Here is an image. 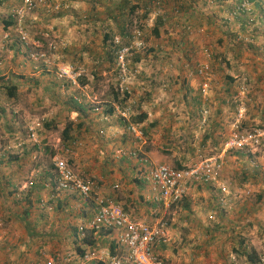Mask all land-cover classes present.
<instances>
[{"label":"rangeland","instance_id":"374dc122","mask_svg":"<svg viewBox=\"0 0 264 264\" xmlns=\"http://www.w3.org/2000/svg\"><path fill=\"white\" fill-rule=\"evenodd\" d=\"M129 1L130 3L128 0H34L37 4L34 8L20 9V0L11 8L8 6L7 12L0 15V24L2 18L11 15L16 25L14 24L10 31H0V66L5 55L12 53L13 57L15 56L10 42L12 37L17 38L24 58L32 65L36 64L38 69L40 65L52 66L57 81L62 83V87L55 88L58 92L55 96L72 103L71 98L78 94L82 101H87L86 109L96 102L107 110L106 105H111L110 101L122 105V99H125L126 95L118 90L119 81L114 61V50L117 46L110 43L112 36H121L119 44L128 43L137 47L134 48L132 53L135 54L128 63L134 77H128L124 86L127 89L130 87L131 92L128 95L139 101V105H134L136 113L144 112L147 115L142 124L144 143H138L136 148L143 151L144 147L153 145L158 155L164 159L162 163L177 168L195 166L200 159L213 155H219L226 163L220 165L219 175L213 182H188L181 202L167 207L170 209L168 219H173L172 213H175L176 217L185 213L186 217L196 222L201 232L206 227L213 230L200 235V244H196L199 248L195 249L200 257L199 261L209 259L211 252L216 256L218 251H226V256L232 255L230 252L234 254L235 249L240 248L239 240L242 238L245 244L255 246L254 254L264 258V198L261 201L256 198L259 185H255L257 179H264V136L255 149L249 145L224 151L223 147L224 141L234 135L264 131V121L259 124L251 118L249 121L245 120L247 102L251 101L248 105L255 106L252 103V90L249 91L255 82L250 79L260 75L256 70L258 64L250 62L254 60L251 54L260 51L257 47L251 49L247 44L254 43L264 53V13H250L246 17L249 27L243 32L240 23L245 17L244 13L235 16L231 13L236 0ZM122 2L127 3V10L130 5L136 7L126 18L119 16L115 28L106 31L100 29L101 26L97 24L94 28L93 22L104 19L103 15L112 19V14ZM33 13L43 18L38 22L39 26L34 27L28 23ZM121 20L125 21L127 29L124 26L121 28ZM157 21H162V26L159 27L160 36L155 37L152 27ZM26 27L32 30L29 32L25 30ZM42 27L46 30L40 31ZM80 29L84 30L83 38L78 34ZM103 31L112 35L106 42L103 39ZM41 33L54 46L52 51L46 48L33 49L34 52L46 54L43 59H34L25 49L22 39L29 41ZM241 36L242 39H239ZM256 36L259 40L255 39ZM233 50L234 53L236 50L240 51V56L235 60L229 56ZM187 53L188 56L192 55L193 61L207 67L202 74L193 71V68L198 67L196 64L189 68ZM62 64L75 69L80 67V81L77 78L79 88L57 76V66ZM18 78L20 87L17 89L29 90L36 97V114L49 115L51 105H57H49L50 99L45 95V90L42 87L34 88L36 85L24 89L23 87L28 85L27 80L22 76ZM44 78L48 82L51 81L49 73L41 74L38 79L43 81ZM7 91V87L3 86L0 92L4 94ZM263 101L264 97L261 96L257 104L258 109L264 110ZM5 104V101H0V107H5ZM49 120L51 119L39 118L38 133L44 125L49 126ZM119 121V131L124 130L123 122L117 116L112 118L110 123L118 124ZM55 130L48 131V141L46 135L44 136L43 142L46 146L50 145L51 149L45 148L38 160H46L53 147L55 150L61 148L62 133L56 127ZM65 151L70 152L67 149ZM206 186L212 187L211 193L214 195L204 191ZM259 189L264 192L263 187L260 186ZM55 204L49 202L44 208L51 211L52 207L55 211ZM44 208H40L39 213H42ZM206 217L210 219L208 223ZM178 228L182 232L181 226L178 225ZM179 237L180 234L178 240ZM182 237L180 240L184 246L178 247L177 250L191 256L193 250L185 240L183 232ZM193 239L197 241L196 236ZM224 240L227 247L222 248L220 245ZM233 244L235 246L231 249ZM73 247L71 246V249ZM40 255L38 257H41ZM54 258L58 264H62L59 257ZM235 262L230 260L228 264Z\"/></svg>","mask_w":264,"mask_h":264},{"label":"crops","instance_id":"0c3cea01","mask_svg":"<svg viewBox=\"0 0 264 264\" xmlns=\"http://www.w3.org/2000/svg\"><path fill=\"white\" fill-rule=\"evenodd\" d=\"M19 1L6 0V3L0 1V15L7 12L8 6L11 8ZM236 1L239 2L240 0ZM250 2V13H253L252 15L264 13V0H251ZM112 15L114 16V14ZM30 17L28 23L34 27L39 26L40 23L38 24V22L43 19L34 13ZM103 17L104 19L93 22L94 28H96V24L101 26L100 29L106 31L115 28L116 21L112 20L113 18L111 19L108 15H103ZM246 19L244 17L240 23L243 32L249 27ZM1 23L0 31L2 32L10 31L13 28V21L10 16L6 15L2 18ZM43 28L40 31L46 30ZM68 28L66 27V29ZM78 34L83 38L84 30L80 29ZM105 35L106 33L103 31L104 42L112 36L109 33L105 40ZM262 37H264V34ZM255 39L259 40V37L256 36ZM260 40L263 39L260 38ZM256 42L258 44V41ZM10 45L11 49L15 51V56L13 57L12 53L5 55L0 66V91L3 86L15 88L14 91L12 90L11 94L13 95L10 97L4 96L0 92V95L2 94L0 101L3 100L7 103L5 107H0V264L4 261H7V264H34L40 254L59 257L62 264H101L106 262L108 257L123 253L122 247L117 244L115 230L101 229L93 231L88 229L91 220L90 209L79 200L77 195L54 194L50 189L43 187L42 182L49 176L47 170L49 169L50 159H48V156L46 160L40 158V160H37L34 159V156H38L41 149H50L43 142L44 136L46 135V139L49 136L48 131H56V127L62 133L63 128L68 123H71V136L65 141L61 139V148L57 150L59 156L67 158L78 172L93 177L98 182L96 191L100 195L114 198L130 218L147 223H153L161 217L168 220V226L164 231V241H159L155 245V252L164 264H228L230 260L233 262L238 260L234 264L258 263L249 262L246 253L239 251L240 248L241 250L244 249L242 247L245 243L241 245L242 247L237 248L234 254L230 252L232 255L226 256V251L222 250L224 252L218 251L217 256L211 252L209 259L199 261L200 257H198L195 249L200 244V235L210 233L213 230L206 227L201 232L196 222L186 217L185 213L177 215V217L180 216L179 220L175 213H172L174 217L171 221L168 219V210L170 209L159 203L157 190L147 176H144L137 160L121 157L119 149L132 150L137 145L132 135L124 130L119 131L121 122L113 124L109 121L103 127L104 135L98 134L96 130L103 124L97 123V116L94 113L90 114L89 109H86L87 101H82L78 94L71 98L72 103L59 99L55 96L58 93L55 88L62 87V83L57 81L52 66L41 67L40 65L38 69L35 67L36 64L32 65L27 58H24L25 55L17 38L12 37ZM247 46L251 49L257 47L260 51L251 54L254 60L250 61L258 64L259 67L256 70L260 75L250 79V81L255 82L249 88V91L252 90V103L255 106L248 105L251 101L247 102V106L245 105V109L247 108L245 120L249 121L251 118L252 121L260 124L261 121H264V110L258 109L257 104L260 102L261 96L264 97V53L254 43H248ZM234 51L229 56L235 60L240 56V51L236 50L235 53ZM9 56L11 57L10 60L8 59ZM101 58L105 59V57ZM226 58L229 59L228 56ZM48 73L50 74V82L46 78L43 81L38 79L41 74ZM20 76L24 77L28 83L27 86L23 87L24 89L31 88L34 85H36L34 88L42 87L45 90V95L50 99L49 101L44 99V101L50 102L49 105H57L56 107L51 105L49 115H46L48 117L36 114L37 101L32 92L29 90L22 91V88L17 89L20 87L18 85L20 82L18 77ZM40 83L41 85H38ZM182 86L185 87V85ZM188 90L191 91L190 87H188ZM80 91L83 93V89ZM24 98H26L25 101H23ZM74 101H77L82 107L78 108ZM111 102L114 101L109 103L111 104ZM31 105H34V107H31ZM109 108H112V105H106V112L110 114ZM255 112L257 113L254 114ZM114 117L115 115L111 119ZM39 118H50L52 121L49 120V126L44 125L41 128L42 131L38 133ZM75 139H77L76 143L71 145ZM51 145L55 146L53 143ZM65 148H68L70 152H66ZM154 148L153 145L147 146L143 148L142 152L149 156L153 162H164V159L158 155ZM140 149H138L139 153ZM54 152L53 150L51 155ZM223 165H226L224 161ZM262 184H264V179H257L255 185L264 188ZM259 187L256 198L261 201L264 198V192L260 191L262 189H259ZM211 189L212 187L206 186L204 191L214 195L211 193ZM49 202L56 203L54 205L57 206L55 211L52 210V207L51 211L44 208ZM40 208H44L41 211L42 213H39ZM225 209L228 208L225 207ZM184 214L185 216H183ZM209 220L206 217V223ZM178 221L180 222L178 223ZM178 225L181 226L188 245L192 247L193 253L191 256L189 253L186 255L181 250H177L178 247L184 246L180 240V237H183ZM82 229L85 230L86 239L79 240L78 235ZM178 234H180L179 240ZM194 236H196L197 241H194ZM224 241L226 242V240ZM224 241L220 245L222 248L227 247V242L224 243ZM183 243L185 244V242ZM202 244L204 246L203 242ZM71 246H74L73 249H71ZM234 246L233 244L231 249ZM249 248L253 252L256 249L254 245L246 243L244 251Z\"/></svg>","mask_w":264,"mask_h":264},{"label":"built area","instance_id":"2783aa9c","mask_svg":"<svg viewBox=\"0 0 264 264\" xmlns=\"http://www.w3.org/2000/svg\"><path fill=\"white\" fill-rule=\"evenodd\" d=\"M217 2L218 0H214ZM233 6L232 15L248 12L249 1L241 0ZM233 3V4H234ZM37 4L34 0H22L20 9H31ZM20 31H22L20 29ZM243 37V36H242ZM241 38V37H240ZM239 38V39H240ZM115 43L118 47L115 49V62L119 71V90L122 92L128 81L129 69L128 63L130 58L135 54L132 53L135 47L132 44H119L120 38L115 37ZM54 45H52L53 48ZM34 59H43L44 53H31ZM207 68L199 64L196 73L202 74ZM57 76L63 81H70L76 84V78L81 73L79 68L75 69L69 65H58ZM134 102L114 104L117 117L126 120L130 115L135 113ZM101 108L96 106L95 111ZM103 120L107 119L104 114ZM126 133L132 135L134 142L144 143V132L142 126L138 123L128 122L125 126ZM103 134V128L98 129ZM264 131L260 133L246 132L245 134L234 135L223 143L224 151L239 148L259 146ZM255 149V148H254ZM68 150V149H67ZM133 158H137L140 166L146 169L148 179L153 183L158 191V201L167 207L171 204L178 203L185 194V185L192 181H203L205 183L213 182L219 175L220 165L223 160L218 155L200 159L195 166L173 167L165 163H152L148 158L139 156L135 151L131 153ZM221 159V160H220ZM52 165L49 167L50 177L43 184L45 189H52L69 193H76L82 203L88 206L91 213L89 228L94 231L100 229H111L116 231L117 244L122 247L123 253L114 254L107 258L105 264H164L159 255L155 252V245L159 241H164L165 229L168 226V220L161 217L153 223L138 221L130 218L123 210L122 206L108 196H99L92 191L97 188V184L86 174L76 173L70 166L68 159L58 154L52 157ZM144 172L145 170H141ZM84 230H80V235L84 236ZM90 256V255H89ZM34 264H58L54 257H46L35 261ZM259 264H264V258H260Z\"/></svg>","mask_w":264,"mask_h":264},{"label":"clouds","instance_id":"9594fccd","mask_svg":"<svg viewBox=\"0 0 264 264\" xmlns=\"http://www.w3.org/2000/svg\"><path fill=\"white\" fill-rule=\"evenodd\" d=\"M1 2H5L6 0H0ZM249 1V0H248ZM236 2H238V1H236ZM6 3V2H5ZM239 3V2H238ZM249 4H251V2L249 1ZM19 7V6H18ZM250 11H251V8L248 10V12H244V15H245V17H247V16H249V14H250ZM10 18L12 19V17H11V15H10ZM12 21H13V25L15 24L16 25V23H15V21L12 19ZM21 30H23V29H21ZM25 30H27V31H31L32 29H29L28 27H26L25 28ZM38 36H40V38H38ZM115 37H119L120 38V40H121V36H117V35H114V36H112V39H111V41H112V44L114 45V46H117L118 47V44L117 43H115ZM36 38V39H35ZM35 38L34 39H30L29 41H25L24 39H22L23 41V44H24V47H25V49H27L29 52H30V56H31V53H43V52H34V51H32L33 49H41V48H46V49H48L49 51H52V43H49L46 39H45V37H44V35H43V33H41V34H39V35H37V36H35ZM240 39H242V36H241V38ZM117 44V45H116ZM126 44H128V43H126ZM237 44V43H236ZM45 46V47H44ZM116 47V48H117ZM115 48V49H116ZM114 50V49H113ZM115 51V50H114ZM45 54V53H44ZM45 57H46V54H45ZM44 57V58H45ZM46 61V59L44 60V62ZM114 61H115V54H114ZM130 61V60H129ZM115 65H116V62H115ZM80 68V67H79ZM116 69H117V67H116ZM128 69H129V75H128V77H130L131 79L134 77V74L130 71V67H128ZM118 74H119V71H118V69H117V78H118ZM77 78H78V76H77ZM77 78H76V84H72V85H76L78 88H79V84L77 83ZM78 80L80 81V79L78 78ZM118 81H119V79H118ZM67 82H70V81H67ZM119 83V82H118ZM82 85H84V82H82ZM126 85V84H125ZM125 85H123V86H125ZM118 86H119V84H118ZM118 90H119V87H118ZM119 92H121L120 90H119ZM131 91H130V87L127 89L126 87H124V90L122 91V93H126V95H125V98L127 97L128 98V101L129 102H131V101H133L134 103H139L138 101H136V99L135 100H132V99H134V98H131L129 95H128V93H130ZM122 101H124V99H122ZM96 103V102H95ZM124 103V102H123ZM94 104V103H93ZM114 104H115V102H111V105H112V112L109 114V113H107L106 111L107 110H105L101 105H99L98 103H96V104H94V105H92L91 107H89L88 109H89V111H90V113L92 114V113H94L97 117H96V119H97V123H102L103 124V126H101L102 128L103 127H105V125H106V123H108L110 120H111V117L112 116H118L117 114H116V111H115V106H114ZM96 106H99L101 109L99 110V111H95L94 110V108L96 107ZM104 114L105 115H107V119L106 120H103V116H104ZM136 114H138V113H136V110H135V113H134V115H136ZM129 118H130V116H129ZM129 118L128 119H126V120H129ZM120 119V118H119ZM124 121H125V119L123 120V125H124V131H125V124H124ZM141 126H142V122H140L139 123ZM98 126V125H97ZM98 129H100V128H98ZM98 129L96 130L97 132H98ZM260 129V128H259ZM144 132V131H143ZM98 134H100L99 132H98ZM100 135H104V128H103V134H100ZM60 139H62V138H60ZM63 140V139H62ZM76 141H77V139H75V140H73L72 141V143H71V145H74L75 143H76ZM60 142H61V140H60ZM138 144V143H137ZM48 146V145H47ZM50 146V145H49ZM48 146V147H49ZM50 149H51V147H50ZM65 149H68V148H65ZM138 149L139 148H133L132 150L130 149V150H128V149H119L120 150V154H121V157H123V158H125V159H130V160H137V162L139 163V167H140V169L141 170H145L143 173H144V176H147L146 175V169L145 168H142L140 165V162H139V160L137 159V158H133L132 156H131V153L132 152H136V153H138L139 154V156H144V157H146V158H148L152 163H162V162H153L151 159H150V157L149 156H147L145 153H143L141 150H140V153H139V151H138ZM43 150L44 149H41V152H40V154H42V152H43ZM53 150L55 151L54 153H53V155H50L49 156V159H50V164H49V167L52 165V162H51V160H52V157L55 155V154H58V151L57 150H55L54 149V147H53ZM69 150V149H68ZM40 154L38 155V156H40ZM38 156H34V159H37L38 160ZM68 162H69V160H68ZM70 164V166L72 167V169L76 172V173H80V174H82L81 172H78L75 168H74V166L71 164V163H69ZM180 168V167H179ZM84 174V173H83ZM88 176V175H87ZM50 177V174H49V176H48V178ZM90 178H92V180H94L95 181V183L97 184V187H98V182L93 178V177H91V176H89ZM48 178H46L43 182H42V184H44L47 180H48ZM148 178V177H147ZM152 183V182H151ZM153 184V183H152ZM154 186V185H153ZM44 187V186H43ZM96 189L97 188H95L93 191H92V194L94 195V193H96L97 195H99V196H104V195H100L99 193H98V191H96ZM156 189V188H155ZM50 191H53L54 192V194H56V193H67V194H75V195H77L76 193H69V192H64V191H59V190H55L54 188H52V189H50ZM158 192V191H157ZM159 195V194H158ZM78 196V195H77ZM106 196V195H105ZM79 197V196H78ZM108 197H111V196H108ZM112 198V197H111ZM112 199H114V198H112ZM79 200L81 201V199L79 198ZM157 200H158V197H157ZM115 201V200H114ZM82 202V201H81ZM181 202V201H180ZM159 203H161V202H159ZM162 204V203H161ZM163 205V204H162ZM124 210V209H123ZM88 229H90L89 227H88ZM83 230V229H82ZM90 230H93V229H90ZM101 230V229H100ZM94 231V230H93ZM84 232H85V230H84ZM78 237H79V240H82V239H85L86 238V233L84 234V236H81L80 235V232H79V235H78ZM88 255H90V254H88ZM41 257H37V259L36 260H38V259H40V258H42L43 256H45V255H40ZM46 257H53V256H46ZM104 264H105V262H104Z\"/></svg>","mask_w":264,"mask_h":264},{"label":"trees","instance_id":"16d2710c","mask_svg":"<svg viewBox=\"0 0 264 264\" xmlns=\"http://www.w3.org/2000/svg\"><path fill=\"white\" fill-rule=\"evenodd\" d=\"M151 0H149L148 2H150ZM241 1V0H240ZM239 1V2H240ZM249 1H251V0H249ZM128 2L130 3V1L128 0ZM128 3V4H129ZM127 3L126 2H122L121 4H120V6H119V8H116V11H115V13H114V17H113V19L112 20H114V21H117L118 20V17L119 16H121L122 18H126L128 15H129V13H131L134 9H135V7H136V5H130L129 7H128V10H127ZM121 13V14H120ZM116 15V16H115ZM238 19L240 20V17H238ZM7 23H10V22H7ZM162 21H157V22H155V25L152 27V31H153V34H154V36L155 37H158V36H160V32H159V27H160V25L162 26ZM6 25H8V24H6ZM120 26H121V28L124 26L125 27V29H127L128 27L127 26H125V21H123V20H121L120 21V24H119ZM109 35L108 34H106L105 35V40H106V38L108 37ZM111 44H112V41L110 42ZM113 45V44H112ZM111 46V45H110ZM187 55V60H188V63H189V65H190V69L191 68H193L194 67V65L195 66H198V62H196V61H193V57H192V55H189L188 56V53L186 54ZM197 68L198 67H195V68H193V71L195 72L196 70H197ZM230 80H232V79H230ZM83 82V81H82ZM185 82V81H184ZM12 89L14 88V87H11ZM11 88H9V87H7V92H4V94H6L7 95V97H10V96H12L13 94H11L10 92H11ZM15 89V88H14ZM3 94V93H2ZM193 98H195V96L193 97ZM7 101V100H6ZM127 101H128V98L126 97L125 99H124V103H127ZM75 102V104L77 105V107L78 108H81L82 106H81V104H79V103H77V101H74ZM198 102H199V100H198ZM134 105H139V103H134L133 104V107H134ZM110 113L112 112V108H109V110H108ZM147 118V115H146V113H144V112H140V113H138V114H136V115H134V114H132V115H130V118H129V120H125L124 121V124L125 125H127V123L128 122H133V123H140V122H143L145 119ZM121 121L123 122V120L121 119ZM71 128V123H68L67 125H65V127L63 128V130H62V139L65 141V140H67L68 138H70V133L72 132V130L70 129ZM86 239V238H85ZM244 243V239L242 238V239H240L239 240V246H241L242 244ZM242 247V246H241ZM242 248H246V244L244 245V247H242ZM244 249H242L241 250V248L239 249V251L240 252H245L246 253V257H247V260L249 261V262H251V263H255V262H259V260H260V258H261V256H257L256 254H254V252L250 249V250H245L244 251ZM236 250V249H235ZM101 264H104V263H101Z\"/></svg>","mask_w":264,"mask_h":264}]
</instances>
